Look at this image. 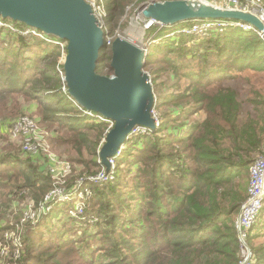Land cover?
Instances as JSON below:
<instances>
[{"label": "trees", "instance_id": "obj_1", "mask_svg": "<svg viewBox=\"0 0 264 264\" xmlns=\"http://www.w3.org/2000/svg\"><path fill=\"white\" fill-rule=\"evenodd\" d=\"M106 2L110 9L105 29L108 34L114 32V24L124 14L127 4L126 0ZM222 35V41L221 38L215 41L219 45V52L222 56L230 50L239 54L236 61H233L242 65L237 70L263 72L264 37L242 29H232ZM19 41L25 42V37L20 36ZM25 46L26 43L20 48ZM166 46L170 49L169 45H165L164 49ZM105 48L100 53L98 73L99 63L107 53H104ZM50 53L55 54V49L50 50ZM109 53L112 55L111 49ZM9 55L10 50L0 47V81L11 82L10 85L1 83L4 85L0 86V94L13 90L41 97L44 102L43 111L48 114L45 119L66 123L73 132L74 140L70 143L76 148L79 157L76 162L88 164L90 161L86 159V155H91L92 162L97 167L92 174L100 173V168H104V165L97 160L100 159L99 152L106 135L111 130L108 124L88 120L90 117L82 113H79L76 120L69 117V112L75 114L74 117L77 116V109L72 105L76 103L68 94L65 96L56 93L61 92L59 84L65 85L58 70L48 66L44 70L37 69L38 76L23 78L18 65L14 72L9 71ZM258 56L263 64H246V61ZM153 59L150 56L146 62ZM28 68L27 66L26 69ZM206 71L208 70L201 69L199 72L204 74ZM193 75L197 77L199 73L195 72ZM232 76L235 77H227L233 78ZM224 78L206 82L205 78L193 79L200 87L194 93L197 105L193 108L203 111L206 119L203 123L190 125L188 134L181 136V128L173 131L169 128L175 136L173 139L158 135L153 138L146 136V139L143 137L145 146L135 164L137 172L133 189L125 184L127 189L121 191L118 183H106L103 187H108L113 197L107 199L108 193L99 191L103 187L98 186L97 196L104 202V208L98 211L101 221L96 223L94 229L104 231V239L109 248L104 255L108 261L100 259L99 263L94 264H239L241 242L235 215L248 198L250 179L247 168L255 161L253 153L261 150L264 143V94L253 91L252 95H244L238 87L207 86ZM10 87L12 89L8 90ZM249 104L256 108L254 112L247 109L246 105ZM181 109L174 111L172 115H179ZM62 113L67 117H58ZM139 140L138 144L142 142ZM176 142L183 146L178 149L179 153H166L164 149L174 148L173 143ZM3 165L6 167L0 170V208L1 193L22 195L24 190H29L37 207L51 199L50 194L55 190L52 178L37 168L32 160L23 161L18 156L9 154L0 159V166ZM167 175H171L173 181ZM132 195L143 202L140 201L134 207L129 202L130 199H127ZM113 200L116 205L112 210L113 207L109 209V206L115 204ZM118 211L121 213L118 214ZM263 211L264 209L261 214ZM120 226L121 232L113 234ZM259 233H251L250 239L254 241L261 235L264 236ZM24 241L19 264H30L31 259H35L37 264L43 262L35 252L38 247L46 245H38L28 233L25 234ZM67 242L66 240L58 245ZM254 251L259 254L256 257L257 264H264V245L255 247ZM82 256L84 252L78 251V258ZM93 258H82L84 260L81 263L91 264Z\"/></svg>", "mask_w": 264, "mask_h": 264}, {"label": "rangeland", "instance_id": "obj_2", "mask_svg": "<svg viewBox=\"0 0 264 264\" xmlns=\"http://www.w3.org/2000/svg\"><path fill=\"white\" fill-rule=\"evenodd\" d=\"M97 1L100 2L101 0ZM102 1L101 8L104 9L108 17L109 6L106 0ZM154 1L165 2L169 0H126L125 12L114 24L116 26L114 32L107 34L111 44L105 48L104 53H107L104 54L103 60L99 63L98 71L101 75L113 76L114 72L109 67L111 63L109 52L115 39L123 38L139 47L148 45L146 60L150 56L154 59L146 62L144 70L149 74L152 81L157 101L153 109V116L156 122H160L159 128L158 131L155 130L152 133L133 135L129 142H126L122 153L113 160L110 169L107 171V168H100V172H104L107 176L105 181L90 180L92 175L99 173L92 174L97 167L92 162L91 155H86V159L90 161L88 164L81 165L76 162L79 157L76 148L70 143L74 140L73 132L66 123L45 119L48 114L43 111L44 102L41 97L13 91L11 87L8 89L11 90L9 93L0 94V159L13 154L23 161L32 160L37 168L52 178V187H55L54 193L52 191L50 194V201L48 200L49 202H45L41 207L35 205L29 190H24L22 195L20 193L5 195L1 193L0 264H19L18 261L25 246L24 238L27 233L38 245H46L45 247H38V251L35 252L42 261L44 260L38 264H84L81 263L84 260L82 258L91 259L92 257L94 258L91 260L93 261L91 264L99 263L100 259L107 262L108 260L104 255L109 246L104 239L105 233L103 230L94 229L96 223L101 221L98 211L104 208V202H101V197L97 196L98 188L101 185L103 187L106 183H113V185L118 183V188L121 191L127 189L125 184H129V187L133 189L137 172L135 164L143 152L146 136L153 138L158 135L162 138L173 139L175 138L171 132L173 129L181 128L180 134L185 136L190 132V125L204 122L206 119L204 112L198 108H193L197 105V97L194 93L200 89L193 79L205 78L206 82L225 77L207 86L238 87L244 95H252L253 91L264 94V70L257 72L245 69L246 71L240 72L236 68L242 65L237 64V62L233 63L239 54L232 53V50L228 48L227 50L230 51L222 56L219 52V45L215 42L219 38L222 41L224 35L222 33L232 29L256 33L259 30L254 28L245 30L242 25L236 24L234 21L220 18L190 20L186 22V25L177 24L163 28L156 24L149 27V19L142 14V10ZM199 1L226 8L220 3H215L214 0ZM241 1L247 4L248 12L251 14L264 16V0ZM107 17L104 18L106 27ZM200 25L202 27L199 30L195 29ZM188 31L193 33H188ZM259 35L263 37V35ZM20 36L25 37V42L19 41ZM25 43L26 46L21 49L20 47ZM228 44L230 43L228 42ZM67 45V42H63L54 36L39 33L26 25L17 24L11 19L0 16V47L10 50L11 55L8 58L11 73L15 71L18 65L21 67L18 70L20 75L23 78L31 79L35 75L38 76L37 69L40 71L50 66L56 68L63 78ZM165 45H169L170 49L167 46L164 49ZM52 49H55V54L50 53ZM21 50L23 52H20ZM248 62L263 64V60L259 56L246 61V64ZM27 66L28 69H26ZM201 69H206L209 72L206 71L207 73L201 74ZM195 72L199 73V76L195 77L193 75ZM213 74L214 76H211ZM229 75L235 77H227ZM1 83L10 85L11 82L0 81V86L3 87L4 84ZM58 88L61 89V92L56 91V93L65 96L68 94L64 84H59ZM72 105L76 107L78 114L74 117L75 114L67 112V115L76 120L79 118V113L83 111L77 104V106ZM246 107L252 112L256 110L252 104L246 105ZM179 108H182L181 113L173 116L172 113ZM83 113L84 116L90 117L88 120H98L97 116ZM25 115H29L35 124L34 131L29 135H24L16 126L17 121ZM58 117L67 116L62 113ZM107 124L111 129L114 127L113 122ZM169 128L171 131L168 130ZM26 137L31 139V144L34 147L33 152L26 153L24 151L23 146ZM134 137L136 138L132 140ZM138 139L142 141L139 144L137 143ZM173 146L172 149L169 147L164 149L165 152L179 153L178 149L183 147L178 142L173 143ZM263 154L264 143L261 150L253 153V161ZM97 162L102 164L101 159H98ZM168 165L169 163H167V168ZM251 166L252 164L247 168L249 179ZM4 167L6 165L0 166V170H3ZM168 176H170V181H173L171 175ZM102 177L104 178L103 175ZM99 191H106L108 193L107 199L113 198L108 187L100 188ZM127 199H130L129 202L134 207L138 206L140 201L143 202L136 195ZM112 202L115 204H111L109 209L116 205V201L113 200ZM113 209L115 208L113 207ZM240 211L241 209L235 215V223L239 218ZM117 213L120 214L121 212L118 211ZM260 217L262 221L257 223L256 227L252 228L253 230H249L248 238L240 247V255L243 250L250 249L252 251L254 264H257L259 255L254 251L255 247L264 245V236L261 235L253 241L250 239V233L260 232L259 234H264V211ZM121 226L113 234L121 232ZM66 240L67 243L58 245ZM78 251L84 252V256L78 258ZM55 259L57 260L55 261ZM29 263L37 264L35 259H31Z\"/></svg>", "mask_w": 264, "mask_h": 264}, {"label": "water", "instance_id": "obj_3", "mask_svg": "<svg viewBox=\"0 0 264 264\" xmlns=\"http://www.w3.org/2000/svg\"><path fill=\"white\" fill-rule=\"evenodd\" d=\"M147 19L173 26L190 20L220 18L252 25L264 37V23L254 14L193 0L154 1L142 10ZM0 16L38 29L67 42L64 63L67 93L77 105L114 123L99 155L110 169L112 158L137 126L155 128L152 110L156 97L149 74L144 70L146 53L123 38L111 46L113 76L97 72L100 53L107 47V33L87 0H0Z\"/></svg>", "mask_w": 264, "mask_h": 264}, {"label": "built area", "instance_id": "obj_4", "mask_svg": "<svg viewBox=\"0 0 264 264\" xmlns=\"http://www.w3.org/2000/svg\"><path fill=\"white\" fill-rule=\"evenodd\" d=\"M246 1H249V0H246ZM88 2L91 4V6H92V8L96 14V17L99 20L101 28L105 30L106 24H105L104 18L107 17V15H106L104 9L101 8L103 1L101 0L100 2H98L97 0H91ZM214 2L220 3L221 5H224L227 9L241 10L244 12L249 11L247 4H245V2H242L241 0H214ZM248 13H250V12H248ZM257 17L264 23V16L260 17L258 15ZM230 21H232V20H230ZM234 22L236 24L242 25L245 30H249V28H254L252 25H250L248 23L239 22V21H234ZM154 24L159 25L161 28L165 27L161 24H157V22L155 20L149 19L148 26L150 27ZM200 27H202V26L200 25L199 27H196L195 29L199 30ZM32 29H34V28H32ZM254 29H256V28H254ZM35 30L39 33H44L38 29H35ZM189 30H191V29H189ZM188 33L192 34L193 32L188 31ZM258 34H261L260 31H258ZM105 42H106L107 46L111 44L108 40L107 35L105 37ZM147 49H145V53H146ZM63 72H64V69H63ZM63 81L65 82V73H64ZM65 86H66V84H65ZM156 104H157V101H155V106H156ZM155 106H154V108H155ZM79 108L83 112H86L87 114H89L90 116H97L98 117L97 121H99V122H105V123L112 122L111 120L105 118L103 115H101L99 113L88 111V110L83 109L81 107H79ZM83 112H82V114H84ZM151 114H152V117L155 119V117L153 116V110H152ZM28 116L29 115H25V116L21 117L16 123V126H18V128L23 132L24 135H29L35 129V124H34L32 118L30 116L29 117ZM159 124H160V122L159 121L156 122V119H155V128H147L145 126H137L136 128L133 129L132 135L130 136V138L133 135L139 134V133H143V134L150 133V132L152 133L159 128L158 127ZM130 138L127 141H129ZM30 140H31L30 137H26V140L24 142L23 147H24V151L26 153L33 152V150H34V147L31 144ZM125 144L121 147V149L112 158L109 159L110 164H112L113 160L118 158V156L122 153L123 149L125 148ZM104 168H106V167L104 166ZM102 175L104 176V178L102 177ZM106 179H107V176H105L104 172H100L99 175L97 174V175L93 176L92 179L90 178V180H96V182H103ZM248 193H249L248 198L243 203V205L241 206L239 218L235 223L237 231H238L239 240L241 242V247H242V243H244L246 238H248L249 230L252 229L253 226L258 222L259 214L261 213L263 206H264V154L261 155L258 159H256L250 168V184L248 187ZM251 253H252V251L250 249L243 250L242 254H241L242 258L240 255L239 264H254V259H253L254 255H253V253L252 254Z\"/></svg>", "mask_w": 264, "mask_h": 264}, {"label": "bare ground", "instance_id": "obj_5", "mask_svg": "<svg viewBox=\"0 0 264 264\" xmlns=\"http://www.w3.org/2000/svg\"><path fill=\"white\" fill-rule=\"evenodd\" d=\"M193 3L194 4H196V5H198V4H207V2H205V1H199V0H193ZM126 40V39H125ZM128 41V40H127ZM130 42V41H129ZM148 52V50L146 51V53ZM149 54V53H148Z\"/></svg>", "mask_w": 264, "mask_h": 264}, {"label": "crops", "instance_id": "obj_6", "mask_svg": "<svg viewBox=\"0 0 264 264\" xmlns=\"http://www.w3.org/2000/svg\"><path fill=\"white\" fill-rule=\"evenodd\" d=\"M263 209H264V207H263ZM260 221H262V220H261V217H260V219H258V222H260ZM263 224H264V223H263Z\"/></svg>", "mask_w": 264, "mask_h": 264}]
</instances>
